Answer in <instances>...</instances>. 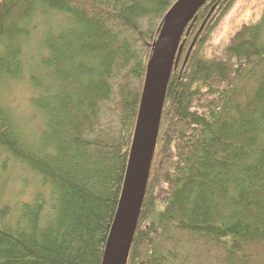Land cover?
<instances>
[{"label":"trees","instance_id":"obj_1","mask_svg":"<svg viewBox=\"0 0 264 264\" xmlns=\"http://www.w3.org/2000/svg\"><path fill=\"white\" fill-rule=\"evenodd\" d=\"M176 1L0 0V83L23 78V43L41 27L45 53L29 75L43 129L27 139L0 103V170L12 159L46 189L0 198V264H102L147 63ZM237 1L210 0L184 35L182 62L194 46L169 81L127 264H264V10L221 54L202 53ZM50 13L65 16L58 29Z\"/></svg>","mask_w":264,"mask_h":264},{"label":"water","instance_id":"obj_2","mask_svg":"<svg viewBox=\"0 0 264 264\" xmlns=\"http://www.w3.org/2000/svg\"><path fill=\"white\" fill-rule=\"evenodd\" d=\"M208 1L177 0L159 27L146 67L125 178L102 264L128 263L146 195L169 81L184 46L182 38Z\"/></svg>","mask_w":264,"mask_h":264},{"label":"rangeland","instance_id":"obj_3","mask_svg":"<svg viewBox=\"0 0 264 264\" xmlns=\"http://www.w3.org/2000/svg\"><path fill=\"white\" fill-rule=\"evenodd\" d=\"M263 10L264 0H238L226 15L218 30L212 35L211 40L204 47L205 49L202 50V53L209 57L221 54L223 49L231 41L232 36L240 28L261 19ZM65 20V16L60 13H50L45 16L44 24L58 29ZM188 27L184 35H188V32H190L191 27ZM41 30L42 27L32 32L31 39L27 44L23 43L24 55L22 59L25 66V75L23 78L0 83V103L8 108L15 125L29 139L37 136L43 129V118L31 105V101L36 96V93L29 82V75L32 72H39L37 66L39 59L42 55H45V53L43 54V52L40 53L39 51L43 36L41 35ZM187 30L189 31L187 32ZM186 63V61L182 62L180 59L175 69L181 64ZM25 169V167L11 159L8 160L5 170H0V198L2 199V204L8 202L16 205V203L30 202L33 200L37 191H46L45 188L40 187V179L38 177L34 178Z\"/></svg>","mask_w":264,"mask_h":264},{"label":"bare ground","instance_id":"obj_4","mask_svg":"<svg viewBox=\"0 0 264 264\" xmlns=\"http://www.w3.org/2000/svg\"><path fill=\"white\" fill-rule=\"evenodd\" d=\"M209 2V1H208ZM183 42H184V45H185V40H183ZM193 46H194V44H191V46H190V48H189V50H188V52H187V54H186V56H185V60L184 61H186L187 62V59H188V57H189V54H190V52L192 51V49H193ZM183 52H184V46H183V48H182V52H181V55H180V59H181V57H182V55H183ZM180 59H179V61H180ZM144 80H145V78H144ZM143 84H144V82H143ZM134 128H135V125H134ZM133 134H134V131H133ZM133 137L134 136H132V139H131V144H132V142H133ZM130 148H131V145H130ZM156 151V150H155ZM129 152H130V149H129ZM155 155V154H154ZM150 178V177H149ZM116 214V213H115ZM114 218H115V216H114Z\"/></svg>","mask_w":264,"mask_h":264}]
</instances>
